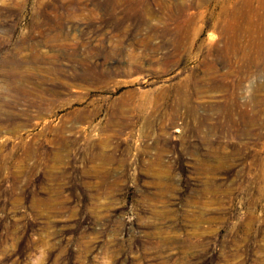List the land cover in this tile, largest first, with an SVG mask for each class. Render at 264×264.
Wrapping results in <instances>:
<instances>
[{
  "label": "rangeland",
  "instance_id": "1",
  "mask_svg": "<svg viewBox=\"0 0 264 264\" xmlns=\"http://www.w3.org/2000/svg\"><path fill=\"white\" fill-rule=\"evenodd\" d=\"M262 64L264 0H0V264H264Z\"/></svg>",
  "mask_w": 264,
  "mask_h": 264
},
{
  "label": "bare ground",
  "instance_id": "2",
  "mask_svg": "<svg viewBox=\"0 0 264 264\" xmlns=\"http://www.w3.org/2000/svg\"><path fill=\"white\" fill-rule=\"evenodd\" d=\"M225 22V21H224ZM239 46V45H238ZM223 50H224V54L226 55L227 54V51L229 50V48H230V45L228 44V43H225V46H223ZM243 50V49H242ZM239 55V54H238ZM229 56V55H228ZM236 57V56H235ZM236 59V58H235ZM239 59H240V57H239ZM241 60H243V59H241ZM226 62V61H225ZM260 63V62H259ZM263 65V67H264V64H262ZM212 71V70H211ZM213 72V71H212ZM264 101V100H263ZM245 115L243 114V117H244ZM247 116V115H246ZM246 119V118H245ZM246 120H248V118L246 119ZM246 120H244V121H246ZM247 122H250V120H248ZM243 123V122H242ZM245 123V122H244ZM229 125V124H228ZM238 126V125H237ZM249 129V128H248Z\"/></svg>",
  "mask_w": 264,
  "mask_h": 264
}]
</instances>
